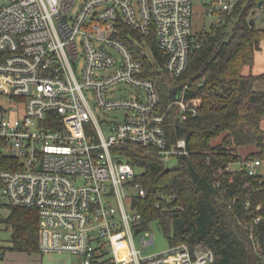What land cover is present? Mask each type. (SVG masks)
<instances>
[{
  "label": "built area",
  "instance_id": "built-area-1",
  "mask_svg": "<svg viewBox=\"0 0 264 264\" xmlns=\"http://www.w3.org/2000/svg\"><path fill=\"white\" fill-rule=\"evenodd\" d=\"M215 23L240 0H203ZM194 0H4L0 6V229L8 205L31 207L41 219V253H70L79 264H212L215 251L187 243L143 255L155 243L133 199L146 189L136 166L115 150L140 147L165 155L189 154L181 138L172 147L167 112L156 80L133 44L153 57V34L163 69L178 79L195 47ZM252 23L264 27V0ZM127 27L142 38L124 34ZM129 39V42H128ZM199 46L198 44L196 45ZM83 64L81 75L75 64ZM120 84L133 89L117 96ZM172 101L181 120L196 116L200 98ZM97 111H124L107 122ZM263 174V159L240 164ZM231 166L227 170H231ZM134 191V193H133ZM164 197V195H160ZM130 200L129 208L126 200ZM123 245L126 247L123 249ZM128 253V255H125Z\"/></svg>",
  "mask_w": 264,
  "mask_h": 264
},
{
  "label": "trees",
  "instance_id": "trees-1",
  "mask_svg": "<svg viewBox=\"0 0 264 264\" xmlns=\"http://www.w3.org/2000/svg\"><path fill=\"white\" fill-rule=\"evenodd\" d=\"M262 1L240 0L235 13L195 33L189 68L178 79L163 69L164 56L154 34L148 38L153 57L133 44L145 63V76L160 86L169 147L184 138L189 150L188 155L173 156L176 164L172 166L157 151L116 148L121 159L143 170L134 181L142 183L147 194L136 196L133 207L145 226L158 222L170 247L187 243L212 248L216 255L212 264L264 263V174L251 176L240 165L264 160V92L254 89L264 75L244 73L264 39V27L251 21ZM126 34L142 41L127 27ZM182 84L188 85V98L202 100L198 114L184 121L175 107L168 108L170 90ZM245 148L256 150L244 157ZM232 165L237 168L227 170ZM8 209L3 223L12 230L11 245L4 246L0 239V257L9 250L41 252L38 210L16 205Z\"/></svg>",
  "mask_w": 264,
  "mask_h": 264
},
{
  "label": "rangeland",
  "instance_id": "rangeland-1",
  "mask_svg": "<svg viewBox=\"0 0 264 264\" xmlns=\"http://www.w3.org/2000/svg\"><path fill=\"white\" fill-rule=\"evenodd\" d=\"M4 0H0V6L3 4ZM214 17H208L205 13L204 9V2L203 0H194V14H193V29L195 33H200L205 30H209L212 25L215 23ZM257 27H262L260 23L257 24ZM75 67L77 69L78 74L81 75L83 64L82 62L79 64H75ZM130 87L124 84H120L117 87H115V93L117 96H123V95H130L131 91ZM176 108L178 113L179 109L176 106H172V108ZM169 109V110H170ZM97 115L104 120V128H107V122H110L117 118V116L124 114V111H118V112H111V113H103L101 111H97ZM256 148H245L243 149V156H248L252 151H255ZM170 165L174 166L176 164V159L171 157L169 159ZM232 169L237 168V165H232ZM264 174V170H261ZM138 173L143 172L142 169H137ZM134 193V191H133ZM130 200H126V205L129 208ZM3 213L8 215L10 213V209L3 210ZM150 235H152L155 239V243L148 246L146 250L143 251V255H154L159 254L165 251H168L170 249V242L169 239L165 236L163 231L161 230L159 224L157 221H153L149 223L148 229L143 232L141 235L135 236V242L138 249H141V243L140 239L142 236H145L146 238H149ZM11 236H12V230L11 228H7L6 226L2 229H0V239L2 241V244L4 246H10L11 245ZM126 246L123 245V249ZM125 255H128L126 253ZM81 261V258L78 255L70 254V253H58V252H52V253H34V254H26L22 252L12 251L9 250L6 252V254L2 257H0V264H79ZM264 264V263H263Z\"/></svg>",
  "mask_w": 264,
  "mask_h": 264
},
{
  "label": "crops",
  "instance_id": "crops-1",
  "mask_svg": "<svg viewBox=\"0 0 264 264\" xmlns=\"http://www.w3.org/2000/svg\"><path fill=\"white\" fill-rule=\"evenodd\" d=\"M244 73L256 76L264 75V39L261 41V48L255 53L253 65L245 67ZM254 89L256 91L264 92V78H260L255 82ZM261 126L264 129V118Z\"/></svg>",
  "mask_w": 264,
  "mask_h": 264
},
{
  "label": "water",
  "instance_id": "water-1",
  "mask_svg": "<svg viewBox=\"0 0 264 264\" xmlns=\"http://www.w3.org/2000/svg\"><path fill=\"white\" fill-rule=\"evenodd\" d=\"M185 87V84H182V85H179V86H176L174 88H172L170 90V94H171V99L172 101H179L181 100L182 98V92H183V89ZM171 167H168L167 170H170ZM148 229V226H144V227H141L139 229H137V233L142 231V230H147Z\"/></svg>",
  "mask_w": 264,
  "mask_h": 264
}]
</instances>
